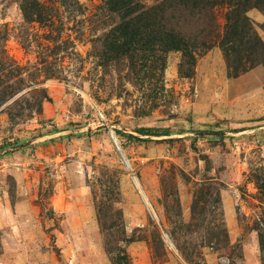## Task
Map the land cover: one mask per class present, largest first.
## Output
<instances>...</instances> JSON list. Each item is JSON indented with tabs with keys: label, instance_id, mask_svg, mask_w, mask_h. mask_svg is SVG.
<instances>
[{
	"label": "rangeland",
	"instance_id": "obj_1",
	"mask_svg": "<svg viewBox=\"0 0 264 264\" xmlns=\"http://www.w3.org/2000/svg\"><path fill=\"white\" fill-rule=\"evenodd\" d=\"M0 264H264V0H0Z\"/></svg>",
	"mask_w": 264,
	"mask_h": 264
},
{
	"label": "trees",
	"instance_id": "obj_2",
	"mask_svg": "<svg viewBox=\"0 0 264 264\" xmlns=\"http://www.w3.org/2000/svg\"><path fill=\"white\" fill-rule=\"evenodd\" d=\"M118 1H121V0H118ZM115 2V1H114ZM116 3V2H115ZM124 4V3H123ZM122 6V5H121ZM120 8V7H119ZM120 10H127L128 12V16L131 14V9H130V5H127V4H124V6H122L120 8ZM144 14L145 13H149L147 11L143 12ZM143 24V16L142 15H139L138 17H136L133 21H129L125 24L126 28L128 27H131V34H133L132 38H135L136 35L140 32V27L141 25ZM146 26H149V25H146ZM170 36V35H169ZM165 38V37H164ZM178 41L182 42L179 37L177 35H174V34H171L170 36V43L169 45L171 46H168V48H174V49H178ZM173 46V47H172ZM121 47V46H120Z\"/></svg>",
	"mask_w": 264,
	"mask_h": 264
}]
</instances>
